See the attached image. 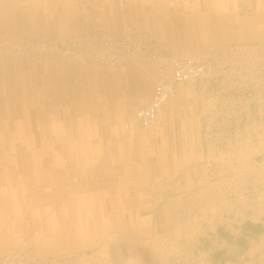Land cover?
Masks as SVG:
<instances>
[{"label":"rangeland","instance_id":"374dc122","mask_svg":"<svg viewBox=\"0 0 264 264\" xmlns=\"http://www.w3.org/2000/svg\"><path fill=\"white\" fill-rule=\"evenodd\" d=\"M260 25L264 0H0V134L10 107L43 137L21 144L9 126L0 160L21 148L33 162L39 144L56 162L71 150L73 169L61 188L43 177L35 191L33 165L0 163V261L264 264ZM187 60L201 72L129 130ZM79 98L91 109L82 126L70 119ZM66 187L77 188L70 206ZM115 196L130 199L104 203Z\"/></svg>","mask_w":264,"mask_h":264},{"label":"bare ground","instance_id":"6f19581e","mask_svg":"<svg viewBox=\"0 0 264 264\" xmlns=\"http://www.w3.org/2000/svg\"><path fill=\"white\" fill-rule=\"evenodd\" d=\"M64 9H65V11L67 10L66 7ZM259 29L261 31H264V25H260ZM1 30H2V28H1ZM6 59H7L8 62L10 61L9 62L10 66H12V67L15 66L16 61H14V58L12 56H9V57L7 56ZM17 65H18V63H17ZM9 79L11 80L10 82L12 83V85L10 87L11 90L12 89L15 90V88H18V87H16L17 83H14L12 81L13 80L12 77H10ZM56 80L57 79L55 77L50 82H53L56 85V83H57ZM25 83H27V82H25ZM7 87L8 86H5V88H7ZM55 89H56V87H55ZM81 101L82 100H80V98H79L76 101V108H73L72 110H70V113L72 114L70 116L71 117L70 119L73 118V120L75 121V125H80V126H82L81 124H84V123L87 122V120H88L87 119V116L88 115H86V114H87L88 111L91 110V109H89V107H87L88 105H86L84 102H81ZM9 102H10V99H9ZM6 105H8V103ZM164 105H166V103L163 104V106ZM161 109H162V107L160 108L159 112L161 111ZM11 110H12V108H10V107L9 108H6L5 114L8 115V118L7 117H4L3 119H5V120L2 119V123H4V121H6V123H5L6 125L4 124V131L2 132L3 135H1V134L0 135L1 136H5V142L3 141V143H1L0 148L5 149V147H6V149H7V147H9V142L7 140V137H8L7 133L10 130V128H8L9 126L12 127L11 132L14 134V137H18V142H20L21 144L30 145V143H31L30 138H32L33 136L34 137H38L37 139L39 141H40V139L43 138L42 135H41V133H40V131H36L35 129L29 128V125H31V124H29L28 119L26 118L27 116L26 117H23V115L20 114V116H16V118H15V116H11L10 115L11 113L10 114L7 113V112H11ZM44 110H46V109L40 110V111H38L36 113V115H37L36 119H39V121H41V122H43L45 120V118L42 117L43 116L42 112ZM52 114H51V117L53 118L54 115H52ZM135 118H136V115L134 117V120L131 119V120H129V121L126 122V123H128L127 126H128V129L129 130L131 128H134L139 123V122L135 121ZM38 123H39V125H43L40 122H38ZM16 134H18V135H16ZM9 148H12V146H10ZM70 151L71 150H69L68 153H67V157H66L67 159L66 160H63L61 162L58 160V162H56L55 157L58 158L57 156H59V154L57 153V151L50 150V149H43L41 147V145L38 144V148L36 150H34V153L37 156H35V159L33 160V162L32 161L31 162L26 161L25 160L26 159L25 155L27 154V151H24V150L22 151L21 148H19L18 153H20L21 156H24L23 158H18V159H15L13 157L10 158L9 156H7V155H10V154H8V153H6V152L3 151V153H6V155L5 156L4 155H1L2 156V160H0V163H2L1 166H4L6 163L7 164L8 163L15 164L16 168L18 166H21L22 169L23 168L24 169H27L30 165H33V167L35 169L32 170V171H28V173L31 174L32 176H35L36 177V179L38 180V181L35 180L37 184L27 183L28 180H26V177L25 176L18 177L20 179V181H21V187L23 189L28 188L27 186L29 184H31L33 186L31 188L32 189H35V191L37 190V187L38 186L40 188H42L43 186L41 187L40 184H41V181H42V178L43 177H45L44 183H46V186H49L50 185L51 187H54V188H56L55 186H57L58 189H59V188H61V185H63V182L64 181H68L71 178V175L73 174L72 173L73 169H72V166H71L72 165V153H70ZM64 152H66V149L64 150ZM99 152L101 153V151H97V153H99ZM73 158H75V157H73ZM97 170H99V169L98 168H95V169L93 168V170H92L93 172L91 173V176L93 178L96 175ZM47 171H49L48 172L49 174H47ZM76 171H77V175L80 176L83 170L78 169ZM21 174L23 175V172ZM8 176L9 175H5V177H8ZM131 184H132L131 182H128L127 185H126V187H129V189H130V185ZM119 188L120 187L118 185V187L116 189L119 190ZM76 189L77 188H75V187H73V188L66 187L65 188V192L63 194V196H64L63 203H65L66 200H67V205L68 206H70V205L73 204V201H72V199H73V193L76 191ZM40 192H42V189H41ZM16 199H20V198L17 196ZM129 199L130 198H128V199L126 198L125 199V198H118V197L115 196V197H113V199L112 198L105 199L104 200L105 201L104 203H111V202L114 203V202L118 201V204H120L121 202H124L125 200H129ZM23 200H24V203L27 202L28 201V197H27V200H26V198L22 199V201ZM78 200L79 199L76 198V201H78ZM53 201L54 200H52L51 202H53ZM28 204H31V202L30 203H27L26 205H28ZM22 211L24 213L25 209H22ZM19 213H22V212H19ZM23 244L24 243L21 242L19 244V246H18V249H20L23 246ZM25 249H26V247H25ZM17 253H19V251ZM17 255H20V254H17Z\"/></svg>","mask_w":264,"mask_h":264},{"label":"built area","instance_id":"2783aa9c","mask_svg":"<svg viewBox=\"0 0 264 264\" xmlns=\"http://www.w3.org/2000/svg\"><path fill=\"white\" fill-rule=\"evenodd\" d=\"M200 72L201 70L199 67H197L192 61L187 60L183 62H175V70L172 75V79L169 81L164 79L159 80V82L156 84L154 97L151 101V104L147 108L137 112L135 121L139 122L143 127L154 123L161 106L166 100H168L169 96L172 95L174 84L194 78ZM17 254L20 253H15L13 257L8 259H2L0 264H8L10 259L11 262L16 258L19 259L20 255Z\"/></svg>","mask_w":264,"mask_h":264},{"label":"crops","instance_id":"0c3cea01","mask_svg":"<svg viewBox=\"0 0 264 264\" xmlns=\"http://www.w3.org/2000/svg\"><path fill=\"white\" fill-rule=\"evenodd\" d=\"M182 91H183V87H182V86H181V87L178 86V92H179V93H182ZM178 92H177V93H178ZM182 99H183V98H182ZM179 138H180L179 140L183 141V140H184V135L181 134Z\"/></svg>","mask_w":264,"mask_h":264}]
</instances>
